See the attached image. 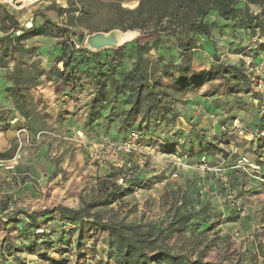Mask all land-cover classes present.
Segmentation results:
<instances>
[{"label":"trees","instance_id":"1","mask_svg":"<svg viewBox=\"0 0 264 264\" xmlns=\"http://www.w3.org/2000/svg\"><path fill=\"white\" fill-rule=\"evenodd\" d=\"M95 3H108L117 13L113 23L101 31L108 32L114 28L138 31L131 43L93 51L84 44L86 35L80 39L77 37L75 29L83 27L81 20L88 12L87 6ZM127 4L132 5L133 2ZM252 6L257 7L258 11L252 12ZM47 9H55L59 17L64 16L63 21L57 23L44 16L41 21L33 22L30 28L22 29L19 35L11 32L18 28L17 21L10 13L0 9V32L6 35V43L0 45V68L6 67V58L12 51L34 52L35 48L22 45L25 40L37 36L53 37L57 39L59 47L56 63L50 69L40 68L37 62L19 63L5 74V79L12 84L5 91L11 98L15 112L26 122L21 126L27 130L30 129L27 123L29 117L38 110L30 90L40 82L41 77L58 82L70 90L79 89V93L84 92L86 86L91 90L83 129L89 140L98 142L103 137L98 136L100 128L107 134L105 141L110 143L123 142L122 137H127L131 131L144 135V138L156 137L159 135L155 131L156 125L170 126L179 116L175 112L177 99L171 92L191 90L216 79L222 80L226 88L224 94L234 99L232 105L226 104L223 108L227 112L225 118L230 121L236 118V111L242 109V102L236 95L258 97V94L252 93L243 62H223L216 56L212 32L217 27L241 30L256 37V45L244 46L246 48L240 50L241 54L254 57L264 52V0H138L132 9L120 8L118 0H68L66 7L51 3ZM211 16L214 19H208ZM219 19L224 22L220 23ZM97 31L100 29L90 34ZM0 42H3L2 37ZM167 42L172 50L168 60L159 57L151 60V52ZM201 46L212 49L213 60L208 67L195 69L192 57ZM129 56L132 58L124 70L122 64ZM58 63H62L61 69L57 67ZM80 76L84 82H81ZM261 114L258 126L262 120ZM110 127L114 128V133H111ZM189 133V141L180 144L182 147L174 140L176 134L169 138L165 136L162 150L172 152L178 147L179 156L189 157L195 155L197 148L204 154H214L215 150L222 152L217 144L220 135L209 140L204 134ZM257 140L260 142L261 139ZM8 155L0 153L3 157ZM126 176L123 166H112L111 170L96 178L88 194L80 196L76 207L56 205L34 211H16L6 221L12 225L18 242L8 235L3 239L0 264H25L19 258V252L37 254L40 259L53 264V258L46 256L47 250L60 252L62 247L56 246V240L51 238L53 234H58L55 228L49 233L43 229L51 220L74 227L75 248L84 244L85 233L105 232L107 256L106 259L98 258L95 264H242L239 260H206L205 247L197 250L192 258L184 250L174 251L165 244L168 237L179 235L191 221L196 220H191L192 215L198 214L203 220L210 216L205 203L197 211L189 209V197L183 193L181 196L174 192L165 194L174 207L171 213L168 212L164 224L129 221L126 214L120 216L112 205L124 195L132 193L137 185ZM119 179L123 184L118 183ZM0 209L5 210L6 205ZM38 229L42 231L36 232Z\"/></svg>","mask_w":264,"mask_h":264},{"label":"rangeland","instance_id":"2","mask_svg":"<svg viewBox=\"0 0 264 264\" xmlns=\"http://www.w3.org/2000/svg\"><path fill=\"white\" fill-rule=\"evenodd\" d=\"M67 3L68 0H64L62 4L56 5L58 7H66ZM49 4L51 3L42 2L23 11L8 12L1 5L0 9L10 13L19 25H24L30 18H32V23H37L41 21L44 16H47L54 22L61 23L64 16L59 17L55 9H47ZM107 4L108 3H95L93 6H87L88 12L85 16L83 15V19L81 20L83 27L75 29L79 39L81 36L89 35L91 31L96 29H100V31L97 32H103L101 30L113 23V18L117 13ZM118 6L123 9H132V7H129L126 3L119 4L118 2ZM208 19L212 20L213 17L211 16ZM114 29L122 31L119 28ZM213 31L215 34L213 43L215 44L216 56L223 62L235 61V63H238L241 61L239 57L241 54L240 50L244 46H247L246 43H244L246 41L244 39H247L251 35H248L246 32L244 35L241 30L234 29L232 37L237 39V41L236 45L232 46L235 42L233 39H229V41L226 42V36H229V33L224 34V30L218 29V27ZM122 33L123 39L126 41L121 45L131 43L138 35V31L134 30L122 31ZM1 37L3 38V42H0V45H3L6 43V35L2 31L0 32V39ZM219 39L223 41V43H216V40L218 41ZM56 42L57 40L55 44ZM33 44L34 43H31L30 40L22 42L25 48H35L34 52L31 54L19 53L16 51L11 52L6 58V67L3 68L5 69L4 78L5 74L11 71L15 64L37 62V65L41 68L40 53H38V47ZM169 44L170 43L167 42L155 48L150 54V59L152 60L154 58L153 60H156L159 57L164 61L168 60L172 52L170 48L171 45ZM254 45L256 44L254 43ZM211 52L212 49H204L203 46L195 50L192 57L193 67L195 69L208 67L213 60ZM57 56L58 55L52 57L50 52L47 53L48 58H53L52 63H56ZM131 58L132 56H129L122 64L124 70L128 68ZM80 78L81 82H84L83 77L80 76ZM5 88L6 87H4V92L9 96ZM64 89L73 94H78L80 91L79 89L75 91L72 89V91L66 86ZM86 89H88V87H86ZM225 90L226 88L222 80L216 79L212 82L197 85L195 88L184 92L173 93L169 91L177 99L175 102V112L179 114V116L170 126H165L164 124L156 125L155 131L159 134L156 135V137L144 138V135L141 136L134 131L138 134V139L134 140V142L132 141L136 144V150L130 154L120 155L118 157L121 160L125 159L131 162L130 167L124 168L127 174L126 177H129V180H134L137 185L132 193L124 195L122 199L113 204L112 207L118 211L120 216L126 214V218L129 221L164 224L167 220L168 212L171 213L174 207L169 202V196L165 194L174 192L178 193V196H181L183 193L185 197H189L187 199V206L189 209L197 211L200 205L205 203L210 216L205 217V220H203L201 218L202 216L198 214L192 215L191 220L192 218H196V220H193L194 222L191 221L179 235L173 234L165 240V244L168 247L172 248L174 251L184 250L192 258L195 257L197 250L205 247L204 258L212 262H217L219 260L234 262L239 260L242 264H264V137H250L248 134H238L236 132L224 136V134L220 132L217 122L230 126L233 119H235L233 118L230 121L225 118L227 112L223 110V108H225L226 104L232 105L234 103V99L231 95L228 96L224 94ZM252 93L258 94V97L255 98L251 94L236 95L239 97L240 102H242V109L236 111V118L241 120L247 128L255 129L258 128L257 121L262 113V106L264 105V92L260 93L252 89ZM63 105V102L51 104L50 99H41L37 105V107L40 106V109L37 111L43 116L42 122L46 126L45 130H42L44 133L40 134L36 139L35 135L38 131L28 129L29 141L32 142L33 145L30 146L25 142L22 143L20 149L21 157L14 163L12 169L8 170L0 167V208L4 204L7 207V211H2L0 209V240L5 239L8 235L11 236L13 241L18 242L15 238L12 225L6 221L7 218L13 216L15 211H34L33 208L36 209L39 205L44 206L43 208H50L56 205L76 207L79 205L80 196L88 194L91 187L95 184L97 177L95 180H92L95 175L88 171L81 172L74 176L73 168L70 167L65 160L68 152L65 153L64 148H62L61 151L58 149V147L62 145H67L69 143L75 145L78 143L73 140L76 131L74 132L68 129L69 123L67 122V118L70 116H66L65 118V114L61 117L58 115L64 112H60V108H62ZM7 111L9 110L1 109L0 114H5ZM254 111L256 112V121L254 124H251L249 115L253 114ZM210 114L216 115L217 120L215 123L210 119ZM223 118L225 120L221 121ZM61 120H66L65 123H67V125L65 127L61 123ZM83 123L84 119L82 124ZM58 124H60V126H58ZM29 126L31 127L30 124ZM4 128V124L0 125V131ZM110 128L111 133L112 131L114 133V128ZM189 132L198 133V135L201 134L200 136L204 134L205 138H209V140H214L217 135H220L217 139V144L222 152L215 150L214 154H204L202 150H198L197 148L195 155L189 157L179 156L177 153L179 150L178 147H176V151L172 152H165L162 150L161 144L165 136L173 137V135L176 134L177 137H175L174 140H176L179 145H183L187 144L189 141ZM98 134L100 137L103 136L100 140H107L105 138L107 134L103 128L98 130ZM223 136L225 138H223ZM64 137L66 139H64ZM122 138H124L125 141L127 137L124 135ZM257 139H261L260 142ZM97 142L98 140H93L91 143L94 144V146L88 144L89 148L86 145L87 152L91 154V156L88 155L89 157H85L87 158L86 162H84L86 159L82 158V164L80 165L81 171H83L84 165H91L95 168L105 166L107 172L111 170L112 166L120 165L119 162L117 163L116 160H113L109 153H101L99 157H95V145ZM76 146L82 148L84 144H77L74 147ZM16 147L15 135L11 141L3 135H0V153L8 154L7 151H12L11 155L9 154L6 157L0 156V159H6L12 156ZM179 147L182 146L180 145ZM242 147H244V149H239ZM40 149H43L41 153L43 156L46 155L50 157L48 167H46L50 175L48 181H44L42 184L33 182V185L35 192L45 199H41L42 201L37 203H35V200H19L15 197L14 192L16 188L14 172L21 170L20 163L26 156H32L33 153H36V151ZM241 157H245L248 163L257 166V168H251L247 164H245L243 168L236 166L237 161ZM83 159L85 160L83 161ZM177 159L184 165L177 167L174 164V160ZM140 160L143 161L142 166L138 164ZM199 165L212 169L201 170ZM58 168L61 169L59 170ZM58 171H60V175L55 173ZM173 173L176 174L175 177H172ZM8 176L11 177V180H7ZM28 179L33 181L29 176ZM120 184H123V182ZM227 194L233 195L239 209L228 204L226 198ZM51 195L57 196V199L47 201V198ZM63 196L71 201L68 204L54 203V205H51ZM75 198H77L76 201L74 200ZM8 208H11V210H8ZM43 208H38L36 210ZM11 211L13 214L8 215ZM52 228H55L56 232H58L57 235H52V240H56V246L62 247L60 252L52 249L47 250L46 256L53 258V264H95L98 258L106 259L108 248L106 246L107 234L105 232L96 231L85 233L83 237L84 244L79 248H75V233L72 232L74 229L73 226L62 222L56 223L55 220H51L43 226L46 233H49ZM41 231V229H38L36 232ZM59 238H61V241ZM18 256L24 260L25 264H51L47 260L44 261V259H40L37 254L34 253L27 254L25 252H19ZM110 264L112 263L110 262Z\"/></svg>","mask_w":264,"mask_h":264},{"label":"crops","instance_id":"3","mask_svg":"<svg viewBox=\"0 0 264 264\" xmlns=\"http://www.w3.org/2000/svg\"><path fill=\"white\" fill-rule=\"evenodd\" d=\"M64 1V0H63ZM119 4L120 3H131L133 2V4H129V7H134L135 5H137L138 0H130V1H121L118 0ZM63 3V2H62ZM251 11L252 12H257L258 8L255 6L251 7ZM214 19V17H213ZM218 19V18H217ZM220 23H223L224 21L219 19L218 20ZM224 34L229 33V36H226V42L229 41V39H233L235 42L232 44V46L236 45V41L237 39L232 37V33L233 30L230 27H226L223 29ZM237 30V29H236ZM213 33V39L214 37V31ZM242 33L245 35V32L242 31ZM222 38V37H220ZM31 41V43H34L33 45H36L38 47V53H40V58H41V68L48 70L50 69L55 63L53 62V58H48L47 57V53L50 52L52 54V57H54L55 55L59 54V47L55 44V41L57 40L56 38L53 37H44V36H37L34 38L29 39ZM215 40V39H214ZM220 40V39H219ZM217 41L220 43H223V41ZM244 43H246V45L249 46H253L255 41H256V37H248ZM33 59V57H32ZM232 63H235V61H230ZM57 67H59L60 69L62 68V63H58ZM4 73H5V69L0 68V110L1 109H8L9 112H13L15 113L16 116H18V121L15 124H9L7 122V119L5 117V114H0V125L4 124L5 128L0 131V135H3L5 138H7L8 140L11 141V139L14 137L16 130L21 126L24 125L26 122L25 120L19 116L13 107L11 98L6 95V93L4 92V87H9L12 84L7 81L4 78ZM86 86V85H85ZM87 87V86H86ZM31 96L34 99V102L36 105H38V102L41 99H50L51 104H55L56 103H60L63 102L64 105L62 108H60V112L58 115L61 117L65 116H70L69 118H67V122L69 123L68 125V129H70L71 131L73 130L75 131H81L84 133V129H83V119H85L86 113H87V106L86 103L89 100V98L91 97L90 94V89H85L84 92L82 93H78V94H73L71 92H67L63 86H60L58 82H54L50 79H47L45 77H41L40 82L35 85L31 90ZM53 100V101H52ZM64 100V101H63ZM63 109V110H62ZM65 109V110H64ZM69 114V115H66ZM250 116V122L251 124H254V122L256 121V112L254 111L253 114L249 115ZM78 118V119H77ZM43 121V116L41 114H39V112H35L34 114H32L27 123L31 125L30 129L31 130H37V131H44L46 126L44 125ZM66 120H61V123L63 124V126L65 127L67 125V123H65ZM58 126H60V124H58ZM71 133V132H70ZM73 134V132H72ZM75 138V137H74ZM85 133H84V141L86 142H81V143H76L77 144H84V146L82 148L73 145L72 143H69L67 145H62L59 146L58 149L59 151H61L62 148H64V152H68L67 157H65L66 159V163L69 164L70 167L73 168L74 171V176L80 174L81 172H85L88 171L89 173H93L95 175L94 178H92V180H95L96 177H99L101 175H104L105 173H107V169H105V166H100V167H92L84 165V169L83 171H81V167L80 165L82 164V158L87 157L88 155L91 156V154H89L87 152V147L89 148V145H91L92 140H89ZM250 141V140H248ZM89 144V145H88ZM246 144V143H245ZM248 145V144H247ZM92 146H94V144H92ZM91 146V148H92ZM8 147V146H7ZM10 149V148H9ZM239 149H244V147L239 148ZM43 149H40L39 151H36V153H33L32 156H24L25 157V161L23 160L20 163V169L21 170H17L16 172H14V182L16 183V188L14 190L15 192V197L17 199H24V200H35V203L42 201L43 199H45L44 197H41L40 194H37L34 190V185L33 182H37L39 184L44 183V181H48V177H49V171H47L46 167H48V162L50 161V157L46 156V155H42ZM9 152V151H7ZM8 154H12V153H8ZM88 156V157H89ZM86 159V160H85ZM83 159L84 162L87 161V158ZM90 160V159H89ZM91 161V160H90ZM46 162V165H45ZM23 165V166H22ZM59 170L61 168H58ZM55 172L56 174L60 175L61 173ZM28 176L33 180H29ZM7 180H11V177L8 176ZM57 195V194H56ZM42 199V200H41ZM53 199H57V196L55 195H51L50 197L47 198V201H51ZM75 201L77 200V198L74 199ZM71 200H69L67 197H62L59 200L53 202L51 205H54V203H64V204H68ZM44 206H37L36 209L38 208H43ZM71 207V206H70ZM7 208V207H6ZM34 210H36L35 208H33ZM31 209V210H33ZM7 211V209H5ZM4 210V211H5ZM8 210H11V208H8ZM13 211V210H12ZM10 212L8 215L13 214V212ZM16 212V211H15ZM14 212V214H15ZM13 214V215H14ZM9 218H7L8 220ZM15 232V231H14ZM3 242V240H0V244Z\"/></svg>","mask_w":264,"mask_h":264},{"label":"built area","instance_id":"4","mask_svg":"<svg viewBox=\"0 0 264 264\" xmlns=\"http://www.w3.org/2000/svg\"><path fill=\"white\" fill-rule=\"evenodd\" d=\"M42 2L55 3L58 5V4H62L63 0H0V5L4 9H6V11L9 12V11H23L27 8H30L31 6L40 4ZM31 25H32V18L28 19L24 25L23 24L18 25V28H16L15 31L12 30L11 32L12 34L19 35L22 32V29L30 28ZM239 57L241 62H243L246 72L248 73L251 88L260 93L264 92V52H259L258 55L254 57L249 54L248 55L240 54ZM37 109H40V106H38ZM5 117L9 124H15L18 121V116H16L15 113L13 112H9V111L5 112ZM209 117L212 121H214V123L216 122L217 118L215 114H210ZM217 125L219 126L220 132H222L224 136L236 132L238 134H248L250 137H264V105L262 106V120L258 128L255 129L247 128V126H245L242 123V121L237 118L233 119L230 126H227L226 124H222L220 122H217ZM42 133L44 132L43 131L36 132L35 135L36 139ZM28 135L29 134L26 127L21 126L16 130L15 139H16L17 147L12 156L6 159H0V167H3L8 170L14 167V163L21 157L20 149L22 143L25 142L30 146L33 145V143L29 141ZM224 136L223 138H225ZM64 139L66 138L64 137ZM136 139H138V134L134 131H131L129 132L125 141L120 143H108L105 141H99L95 145V152H96L95 157H99V154L101 153H109L113 158V160H116L117 163L119 162L120 164L119 166H123L124 168L130 167L131 162L125 159L121 160L118 156L127 155L134 152L136 150V144L133 142ZM73 140L79 143L83 142L84 141L83 133L81 131H76L75 138H73ZM138 164L142 166L143 161L140 160ZM174 164L177 167L184 165L178 159L174 160ZM245 164L249 165L251 168L253 167L257 168V166H253L251 163H248V160L245 157L239 158L236 166L238 167L240 166L243 168ZM199 168L201 170L212 169L205 167L203 165H199ZM175 176L176 174L173 173L172 177ZM118 181L119 183H121L122 179H119ZM226 198L230 206L239 209V207L237 206L238 204L235 202L232 194H227Z\"/></svg>","mask_w":264,"mask_h":264},{"label":"water","instance_id":"5","mask_svg":"<svg viewBox=\"0 0 264 264\" xmlns=\"http://www.w3.org/2000/svg\"><path fill=\"white\" fill-rule=\"evenodd\" d=\"M126 40L123 39L122 31L112 29L108 32H94L85 38V44L93 51L102 48H113L120 46Z\"/></svg>","mask_w":264,"mask_h":264}]
</instances>
